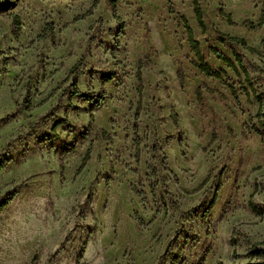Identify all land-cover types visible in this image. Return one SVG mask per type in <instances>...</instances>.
Wrapping results in <instances>:
<instances>
[{
	"label": "rangeland",
	"instance_id": "374dc122",
	"mask_svg": "<svg viewBox=\"0 0 264 264\" xmlns=\"http://www.w3.org/2000/svg\"><path fill=\"white\" fill-rule=\"evenodd\" d=\"M197 1L204 34L191 0H118L122 28L108 0L79 19L93 0H0V264L260 261L264 24L241 23L264 0ZM179 16L223 80L195 67Z\"/></svg>",
	"mask_w": 264,
	"mask_h": 264
},
{
	"label": "trees",
	"instance_id": "16d2710c",
	"mask_svg": "<svg viewBox=\"0 0 264 264\" xmlns=\"http://www.w3.org/2000/svg\"><path fill=\"white\" fill-rule=\"evenodd\" d=\"M117 1L118 0H108L110 8L113 12V16L117 20L119 27L122 28L123 23H122V21H120V19L116 16V13H115ZM98 2H99V0H93V3L91 5V7L89 8V10L84 15L78 16L75 19L83 18L86 15H90L92 10L98 4ZM191 3H192V10H193V14L195 17V21H196L198 27L200 28L201 33L204 34L206 32V28H205V24H204L202 9H201L197 0H191ZM169 13H173V10L170 9ZM218 14L221 18H224L228 24H233L231 19H230V16L228 14H225L221 8L219 9ZM12 20H13V24L15 26L13 33H14V35H17L18 30H19V22H18L17 16H13ZM179 20L181 21L183 28L185 30L186 40H187L189 49L191 50V52L194 55L195 67L206 77H210V78L217 79V80H223L225 78V73L221 70H216V69L212 68L210 66V64L204 59V57L202 55L201 48H200V44L195 39L193 32H192V29H191L190 25L188 24V22L186 21L185 17L179 16ZM241 24L243 26L249 28V29L261 28L264 24V7L261 10L260 17L257 20L256 24H254L250 21H244ZM44 37H45V35H41V38H44ZM219 41L222 43H233V44L241 46L242 48L246 49L250 53L260 54L259 50L246 45L242 38L224 35L222 33H219ZM261 46H262V53H264V37H263V40L261 42ZM210 51L217 60H220L221 62H223L224 64H226L227 66L231 67L234 70H236V65H237L243 72H245L243 67H242L241 60L236 53H233V57H234V61H233L230 57L226 56L225 54H223L222 52H220L219 50H217L215 48H211ZM137 77H138V81H139L137 92L140 95L141 90H142V86L140 83L141 82L140 72H138ZM177 77H178L180 85H182L183 79H182V75L180 72H177ZM110 78L111 77H109V76L105 77L104 82H107L108 80H110ZM227 86H228L231 94L235 97L236 92H235L234 87L230 83H227ZM77 93H78V91L76 89H74L71 92L72 95H75ZM86 98H87L86 100H90V97H86ZM201 98H202L201 97V91H200V89H197L196 90L197 101L201 102V100H202ZM261 125H262V127H264V123H261ZM53 135H55V134H53ZM100 135L102 138H107L106 133L103 131L100 132ZM90 151H91V148L88 147L83 158H82V160H81V162H80V164H79V166L77 167V169L75 171V174L80 173V171L84 168L86 162L89 160ZM8 200L9 199L7 198L0 203V210L8 203ZM254 251L257 253V255L261 259H259L260 261L254 262L252 264H264V249L263 248H257ZM203 260H204V258H201L198 264H202Z\"/></svg>",
	"mask_w": 264,
	"mask_h": 264
}]
</instances>
